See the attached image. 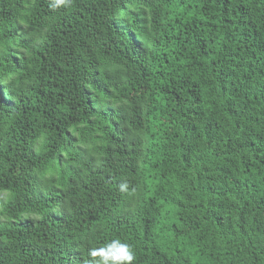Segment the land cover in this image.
I'll return each mask as SVG.
<instances>
[{"label":"trees","instance_id":"16d2710c","mask_svg":"<svg viewBox=\"0 0 264 264\" xmlns=\"http://www.w3.org/2000/svg\"><path fill=\"white\" fill-rule=\"evenodd\" d=\"M54 4L0 0V264H264V0Z\"/></svg>","mask_w":264,"mask_h":264},{"label":"clouds","instance_id":"9594fccd","mask_svg":"<svg viewBox=\"0 0 264 264\" xmlns=\"http://www.w3.org/2000/svg\"><path fill=\"white\" fill-rule=\"evenodd\" d=\"M69 3L70 0H55L54 7L68 6ZM120 190L127 191V185H121ZM90 256L94 258L91 264H133L136 259L133 247L120 239H114L99 248H92Z\"/></svg>","mask_w":264,"mask_h":264}]
</instances>
